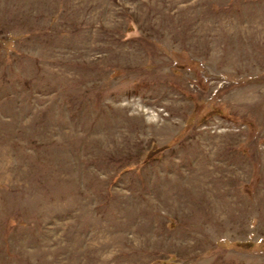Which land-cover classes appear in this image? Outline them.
<instances>
[{
  "label": "rangeland",
  "instance_id": "rangeland-1",
  "mask_svg": "<svg viewBox=\"0 0 264 264\" xmlns=\"http://www.w3.org/2000/svg\"><path fill=\"white\" fill-rule=\"evenodd\" d=\"M0 264H264V0H0Z\"/></svg>",
  "mask_w": 264,
  "mask_h": 264
}]
</instances>
